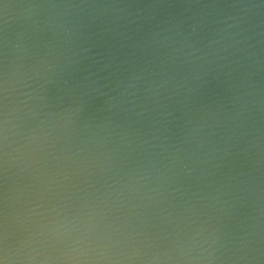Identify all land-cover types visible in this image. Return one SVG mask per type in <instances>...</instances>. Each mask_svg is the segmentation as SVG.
I'll return each mask as SVG.
<instances>
[{
	"label": "water",
	"instance_id": "1",
	"mask_svg": "<svg viewBox=\"0 0 264 264\" xmlns=\"http://www.w3.org/2000/svg\"><path fill=\"white\" fill-rule=\"evenodd\" d=\"M0 264H264V0H0Z\"/></svg>",
	"mask_w": 264,
	"mask_h": 264
}]
</instances>
